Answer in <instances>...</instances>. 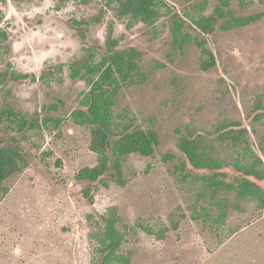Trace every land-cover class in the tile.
Listing matches in <instances>:
<instances>
[{"label": "rangeland", "instance_id": "1", "mask_svg": "<svg viewBox=\"0 0 264 264\" xmlns=\"http://www.w3.org/2000/svg\"><path fill=\"white\" fill-rule=\"evenodd\" d=\"M107 0H34L17 7L3 0L2 27L9 36L0 41V71L12 68L33 73L38 81H11L0 93V104L49 117L40 130L18 134L2 132L5 144L17 141L25 151L27 167L5 181L0 201V264H92L90 232L101 214L117 205L125 224L138 222L155 230L179 222L164 239L132 231L127 247L131 264H264V209H247L232 216L240 229L220 243L191 218L190 186L202 175L188 162L178 143L187 124L211 130L229 122L249 125L254 149L263 156L264 114L251 127L257 103L264 113V15L257 21L229 30L217 26L207 35V46L216 58L209 63L195 40L183 48L172 35L171 14L153 27L109 10L104 22L89 28L72 26V19H87L105 7ZM190 23L185 11L197 15L204 0H165ZM220 0H208L205 13ZM236 15L264 14V0H230ZM118 49L139 53L143 83L126 87L114 105L119 121L153 128L160 145L150 157L133 154L124 164V185L109 175L100 182L76 179L77 173L97 164L90 149L91 130L74 123L73 112L88 91L85 81L69 77V61L86 47L104 45L109 24ZM188 23L184 34L200 39ZM83 30V38L79 31ZM65 65L63 80L41 81L42 71ZM189 173L185 180L178 166ZM230 180L241 176L225 169ZM264 186V184H263ZM185 214V217H181Z\"/></svg>", "mask_w": 264, "mask_h": 264}, {"label": "trees", "instance_id": "2", "mask_svg": "<svg viewBox=\"0 0 264 264\" xmlns=\"http://www.w3.org/2000/svg\"><path fill=\"white\" fill-rule=\"evenodd\" d=\"M245 1L241 0V3ZM12 2L20 7L34 0ZM2 4L3 0H0V41L7 42L8 33L1 25L5 18ZM208 5V0L198 3L196 8L199 13L195 16L186 10L184 16L189 17L188 23L178 11L170 9L165 0H107L99 13L87 19H72L71 24L88 28L93 24H101L108 11L112 10L119 18L130 17L154 28L163 15L162 10H165L166 14H171L172 35L179 48L194 39L199 50L209 58V63L202 65L206 68V65H216L215 55L207 46V35L212 34L217 26L224 30L242 27L264 15H236L230 0H220L212 12L205 13ZM185 23L198 31L200 39L184 34ZM79 35L83 38L86 36L83 30L79 31ZM118 44L110 23L104 45L86 47L81 55L68 63L69 77L72 80H83L88 86L80 106L73 112V121L90 128V149L98 156L96 165L85 167L77 173L76 179L81 182L96 183L109 175L124 185L126 159L133 154L150 157L156 153L161 142L157 130L137 126L133 122H120L114 114V105L123 89L146 80L139 53L124 52L118 49ZM65 72V65H51L42 71L39 79L46 84L53 80H63ZM21 80L38 81L35 74L17 71L10 63V68L0 71V93L9 82ZM262 109L261 103H257L254 109L256 113L252 115L250 123L253 129L263 118ZM48 120L49 117H41L40 112L30 116L8 102L0 104V201L7 191L5 181L28 165L22 146L17 141L6 145L1 133L14 131L22 134L32 129L40 130ZM183 132L178 143L180 150L194 169L204 172L201 176L196 175V180L190 186L192 196L188 208L191 218L202 221L204 228H210L222 243L240 229L239 225L232 223V216L242 214L251 206L254 207L253 211L264 209V158L251 143L249 125L241 122L223 123L211 130L191 123L185 126ZM226 167L233 168L241 176L230 180ZM178 169L186 180L189 176L186 166H178ZM181 217H185V214ZM178 227V221L158 230L141 222L130 227L124 223L119 207L113 205L100 215L90 232L92 264H131L133 252L127 243L136 228L157 239H164L170 229Z\"/></svg>", "mask_w": 264, "mask_h": 264}]
</instances>
